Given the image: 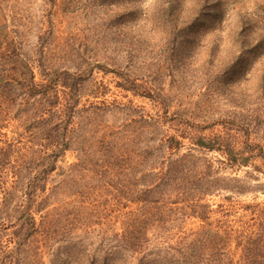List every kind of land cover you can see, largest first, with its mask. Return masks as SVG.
I'll list each match as a JSON object with an SVG mask.
<instances>
[{
    "label": "trees",
    "instance_id": "16d2710c",
    "mask_svg": "<svg viewBox=\"0 0 264 264\" xmlns=\"http://www.w3.org/2000/svg\"><path fill=\"white\" fill-rule=\"evenodd\" d=\"M45 36L20 62L31 68L22 72L28 77L5 78L0 63V264H19L23 256L24 264H44L48 255L50 264H264V207L247 205L231 224L234 205L207 203L220 192L232 203L249 190L224 169L251 165L264 176L261 116L239 120L235 111H214V79L191 103L182 88L150 86L135 72L133 44L108 43L113 54L100 58L99 37L55 52ZM96 71L149 100L153 111L104 100L82 104V93L106 95ZM257 91L264 96V84ZM234 96H225V105L246 109ZM108 113L121 115V123L107 124ZM72 151L75 162L62 166ZM210 153L223 159L213 162ZM217 213L221 219L212 221ZM189 218L199 225L183 230Z\"/></svg>",
    "mask_w": 264,
    "mask_h": 264
},
{
    "label": "rangeland",
    "instance_id": "374dc122",
    "mask_svg": "<svg viewBox=\"0 0 264 264\" xmlns=\"http://www.w3.org/2000/svg\"><path fill=\"white\" fill-rule=\"evenodd\" d=\"M14 28H19L22 41L13 33ZM40 33H45L48 48L55 52L59 48L66 52L70 45H77L84 38L99 37L100 58L113 54L106 51L108 43L133 44L134 55L138 56L134 61L135 72L144 73L139 78L150 82V86L182 88L190 96L185 102L191 103L199 100L197 95L204 93L206 84L214 79L211 86L221 95L211 101L214 111H235L239 120L249 119V114L260 115L264 123V96L257 91L264 84V0H0V53L4 54L0 63L8 70L3 73L5 78L28 77L22 72L29 74L31 68L20 62L34 56ZM12 44L21 49L13 51ZM117 48L125 47L118 43ZM36 66V81H39ZM94 77L107 85L106 95L95 99L82 93V104L87 99L104 100L140 105L153 111L149 100L117 87L118 80L113 75L96 71ZM199 78L204 81L200 82ZM231 92L235 94L232 97L235 102L246 109L259 101L253 106L255 111L250 109L249 113L234 106L229 109L225 96L229 97ZM218 112L210 118H218ZM122 118L108 113L104 121L119 125ZM260 132L263 134L264 128ZM205 157L213 162L223 159L218 153ZM62 160V166L75 162L74 152H68ZM254 164L259 166L260 161ZM222 173L243 180V185L249 188L243 195L235 196L232 203L223 192L207 199L213 208L219 204L227 208L230 204L235 206L234 213L230 212L232 216L227 217L231 224L246 214L247 205L264 207V176L253 166L238 171L227 168ZM216 219H221V215L213 214L211 220ZM183 223L182 229L187 231L199 225L194 218ZM150 236L153 238L155 231L151 230ZM157 240L160 238L155 241V253L162 246ZM24 258L20 257L19 264L25 263ZM50 258L46 256L44 264H50Z\"/></svg>",
    "mask_w": 264,
    "mask_h": 264
}]
</instances>
